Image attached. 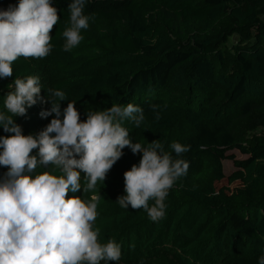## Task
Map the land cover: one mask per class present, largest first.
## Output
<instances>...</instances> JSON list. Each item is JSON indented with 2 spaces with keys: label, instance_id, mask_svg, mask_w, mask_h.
<instances>
[{
  "label": "trees",
  "instance_id": "obj_1",
  "mask_svg": "<svg viewBox=\"0 0 264 264\" xmlns=\"http://www.w3.org/2000/svg\"><path fill=\"white\" fill-rule=\"evenodd\" d=\"M51 2L60 19L50 33L51 89L67 95L60 101V119L69 100L75 101L81 121L88 112L132 103L145 116L132 129L153 133L165 151L172 152L173 141L190 149L183 154L187 174L169 190L162 219L153 222L129 205L109 222H138L148 237L143 247L162 233L166 241L172 235L180 252L191 246L203 254L222 249L230 252L233 264H258L264 255V139L237 141L230 127L264 110V23L259 19L264 0H88L85 13L94 20L71 51L63 50L62 35L70 0ZM17 3L0 0V10ZM232 34L239 41L229 47ZM12 68V77L0 78V111L5 114L8 85L26 77L31 64L19 57ZM153 104L160 106L159 119ZM31 118L27 112L14 117L23 135L35 134L28 130ZM173 127L174 135L166 133ZM9 135L0 127V136ZM125 148L103 183L97 182L98 195L113 186L116 197L125 195L123 174L139 164ZM223 159L232 161L229 174L223 171ZM222 181L225 185L217 187ZM95 225L99 242L107 243L114 226L103 224L105 233L101 220Z\"/></svg>",
  "mask_w": 264,
  "mask_h": 264
},
{
  "label": "clouds",
  "instance_id": "obj_2",
  "mask_svg": "<svg viewBox=\"0 0 264 264\" xmlns=\"http://www.w3.org/2000/svg\"><path fill=\"white\" fill-rule=\"evenodd\" d=\"M88 0H70L67 26L62 32L64 51H71L83 40L82 30L89 28L94 16L85 13ZM60 21L51 0H18L7 10H0V78L13 76L12 64L19 58H44L52 49L53 27ZM0 127L9 136H0V165L8 168L7 179L0 182V264H100L117 262L121 245L109 239L98 240L99 229L95 194L97 182L106 179L116 161L129 148L141 153L139 164L124 172V193L116 201L122 208L143 210L153 222L165 214L169 190L187 174L189 162L183 158L189 146L173 141L172 152L153 140L143 146L129 139L122 121L139 127L145 121L143 109L132 103L88 112L84 121L69 100L61 120L60 101L67 95L50 89L49 110L41 117L54 118L35 136L23 135L14 117L26 115L27 109L41 99L37 76L15 78L8 85ZM43 102V101H42ZM159 119V105L150 106ZM38 150L32 155L33 150ZM173 153L175 156H173ZM54 165L62 175L48 171L34 177L40 166ZM81 173L86 180L84 191H92L90 200L68 196L81 190ZM151 202V203H150ZM264 264V255L258 259Z\"/></svg>",
  "mask_w": 264,
  "mask_h": 264
},
{
  "label": "rangeland",
  "instance_id": "obj_3",
  "mask_svg": "<svg viewBox=\"0 0 264 264\" xmlns=\"http://www.w3.org/2000/svg\"><path fill=\"white\" fill-rule=\"evenodd\" d=\"M262 12L259 14V19L262 23H264V9L262 7ZM239 41V37L237 35H230L228 37V46L232 47ZM31 64V72L27 76H37L40 79L41 84V99H37V103L32 107L27 109L28 117L31 118V123L28 126V130L32 129L35 134H38L41 130H43L48 123L51 121V116L41 117L39 113L42 110H49L48 108V99L50 98V89L51 84L53 83V75L51 73V58L49 54L44 58H27ZM230 69V67H229ZM171 94H168L166 97L171 98ZM179 96H183L180 95ZM43 101V102H42ZM132 125H135L132 121L124 120L122 121V126L128 130L129 139L133 143H141L143 146H147L148 143L155 140L154 134L147 131H137L136 128H131ZM237 141L247 142L250 140H254L257 138L264 139V110H261L257 113L248 115L244 118L238 119L233 122L230 127ZM175 131H177V127H173L166 131V133L174 135ZM164 146V145H163ZM127 149L131 157L136 158L134 163H139V159L141 158V153L133 154L129 148ZM166 146H164V150ZM38 150H33L32 155H36ZM237 157H242L238 152H235ZM138 159V160H137ZM209 163H214V161L207 159ZM221 165L223 167V171L225 174H229L233 170L232 161L229 159L221 160ZM199 168V167H198ZM8 168L4 166L3 169L0 170V182L7 179L6 173ZM48 171L50 174L58 176L61 173L59 168L54 165L49 164L47 168L44 166L38 165V167L34 170L33 173H25L30 174L33 177L42 172ZM81 190L76 193H68V196H80L82 200L85 202L90 200L92 191L85 192L83 189L86 185V180L84 178L83 173H81ZM217 187L221 185H225V181L216 184ZM235 183L231 184V187H236ZM118 191L117 187H109L102 192L101 199L97 203V217L96 220L102 221V228L104 232L106 226L113 225V229L111 232L113 234H107V236H111V238L116 243L121 245V258L117 262L109 261L108 264H233L230 260L232 257L230 252L223 251L222 249H212L206 250V253L203 254L202 248L199 250V246H191L187 249V251H177L172 242V235H169L168 241L165 240V234L161 233L160 238H156L150 244L143 247L145 243V239L148 237L144 236V232L142 229V225H139L138 222H128L122 226L120 224L115 225L112 221L109 222V218L111 215L117 213L118 211H124L125 208H122L119 203L116 201V193ZM95 194H98L95 192ZM95 220V222H96ZM93 224L94 229H98V226ZM142 230H140V228ZM106 233V232H105ZM142 234L141 236L139 235ZM99 236H100V228H99ZM98 236V237H99ZM164 237V238H163ZM114 238V239H113ZM139 240L142 241V244H139ZM165 243V245H164ZM179 253L177 255L176 253ZM100 264H105L104 261H101Z\"/></svg>",
  "mask_w": 264,
  "mask_h": 264
}]
</instances>
